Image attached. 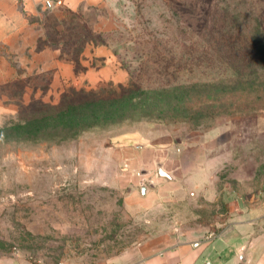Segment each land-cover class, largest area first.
I'll return each instance as SVG.
<instances>
[{
  "label": "rangeland",
  "instance_id": "rangeland-1",
  "mask_svg": "<svg viewBox=\"0 0 264 264\" xmlns=\"http://www.w3.org/2000/svg\"><path fill=\"white\" fill-rule=\"evenodd\" d=\"M111 5L118 24L100 32L96 12L51 15L71 72L5 83L4 260L119 264L160 253L184 215L214 213L220 227L264 203V0ZM166 136L184 163L177 175L117 185L127 166L116 152ZM190 177L211 182L216 200L191 192ZM133 192L154 198L132 203Z\"/></svg>",
  "mask_w": 264,
  "mask_h": 264
},
{
  "label": "crops",
  "instance_id": "crops-1",
  "mask_svg": "<svg viewBox=\"0 0 264 264\" xmlns=\"http://www.w3.org/2000/svg\"><path fill=\"white\" fill-rule=\"evenodd\" d=\"M46 1L0 0V112H5V83L31 80L42 74L55 77L71 72L73 64L64 58L62 44L56 46L52 39L55 33L51 15L64 17L69 11L87 16L91 11L96 12L93 25L99 32L106 31L111 21L118 24L106 15L107 6L111 7L116 0H51V6L46 5ZM172 141L173 137L166 136L154 145L119 149L116 159L125 163L127 170L118 176L117 185H133L143 181L145 176L156 183H161V178H174L176 170L182 169L184 163L171 145ZM155 168L157 174L152 175ZM161 168L169 175L163 174ZM192 180L193 177L187 180L191 192L207 188L209 202L216 200L217 188L211 182L209 186L198 185L192 184ZM128 198L129 202L143 203L148 199L152 201L154 196L142 197L133 192ZM196 217H181L178 226L167 232L166 246L160 253L122 259L119 264H264L263 202L252 212L240 208L232 214L231 210L227 222L220 227H216L214 213L208 219ZM0 264L24 263L0 258Z\"/></svg>",
  "mask_w": 264,
  "mask_h": 264
},
{
  "label": "built area",
  "instance_id": "built-area-1",
  "mask_svg": "<svg viewBox=\"0 0 264 264\" xmlns=\"http://www.w3.org/2000/svg\"><path fill=\"white\" fill-rule=\"evenodd\" d=\"M46 5L51 6L52 5L51 0H47ZM30 264H47V263L45 261H43L42 259H35V260L31 261Z\"/></svg>",
  "mask_w": 264,
  "mask_h": 264
},
{
  "label": "water",
  "instance_id": "water-1",
  "mask_svg": "<svg viewBox=\"0 0 264 264\" xmlns=\"http://www.w3.org/2000/svg\"><path fill=\"white\" fill-rule=\"evenodd\" d=\"M160 171L163 173V174H166V175H169L163 168L160 169ZM264 187V185H263Z\"/></svg>",
  "mask_w": 264,
  "mask_h": 264
}]
</instances>
